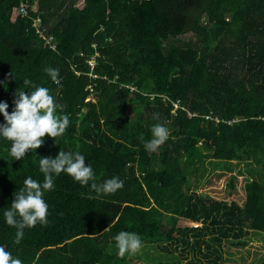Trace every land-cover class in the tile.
I'll list each match as a JSON object with an SVG mask.
<instances>
[{"label":"trees","instance_id":"obj_1","mask_svg":"<svg viewBox=\"0 0 264 264\" xmlns=\"http://www.w3.org/2000/svg\"><path fill=\"white\" fill-rule=\"evenodd\" d=\"M20 1L0 0V101L11 113L16 90L47 87L69 125L58 144L46 134L20 160L0 139V245L23 264H135L140 255L117 254L123 230L139 234L141 249L171 254L155 264H222L225 240L246 246L249 229L264 233V0H27L55 50L42 47ZM188 33L194 41L176 39ZM46 67L59 69L58 82ZM158 122L170 137L146 151L142 139ZM203 149L224 173H259L245 181L241 204L184 189L193 162L205 174ZM61 150L83 153L97 183L115 175L123 187L98 197L59 174L44 194L47 223L25 228L17 244L3 211L26 177L43 180L39 158Z\"/></svg>","mask_w":264,"mask_h":264},{"label":"clouds","instance_id":"obj_2","mask_svg":"<svg viewBox=\"0 0 264 264\" xmlns=\"http://www.w3.org/2000/svg\"><path fill=\"white\" fill-rule=\"evenodd\" d=\"M43 41L45 42L44 39ZM47 45L52 49L51 43ZM93 69L94 67L90 68V70ZM44 71L53 82H58V68L46 67ZM88 74L91 77L94 75L91 72ZM28 83L27 79L23 80V84ZM13 103L14 108L9 113L7 102L0 101V115L3 116L4 121L0 123V139L11 141L8 152L14 160H20L29 150H35L41 146L46 134L54 138V143L58 144L55 138L66 132L69 117L67 114H58L57 110L63 106L56 101L47 87L36 86L34 90L27 93L24 90H16ZM153 119L159 120V114L153 113ZM150 133L149 139H142L143 147L149 152L157 151L170 137V130L166 123L153 124ZM2 171L3 169H0V172ZM39 171L43 174V180L37 181L30 176L26 177L23 181L24 186L13 193L14 198L10 206L3 211L5 223L16 229L14 242L17 244L20 243L25 228H31L37 223L41 225L47 223L48 204L44 194L53 189L54 178L59 174L64 173L81 185H87L98 197L115 193L124 184V181L115 175L97 183L92 165L90 163L86 165L85 155L76 150H61L54 158L40 157ZM191 224H194V227L198 226V223ZM113 240L117 254L120 256L138 252L143 244L139 234L123 230L118 232ZM0 264H23V262L13 256L4 245H0Z\"/></svg>","mask_w":264,"mask_h":264},{"label":"rangeland","instance_id":"obj_3","mask_svg":"<svg viewBox=\"0 0 264 264\" xmlns=\"http://www.w3.org/2000/svg\"><path fill=\"white\" fill-rule=\"evenodd\" d=\"M40 16V15H39ZM41 17V16H40ZM42 21V18H41ZM45 33V30H44ZM38 36V35H37ZM46 38L51 37V44L55 45L54 39L51 35H46ZM40 38V37H39ZM179 41H185L187 42L188 40L194 41L195 38L192 34L188 33L185 35H181L178 38H176ZM97 58L98 55H95V65L97 63ZM204 151V152H203ZM204 153V161H208V165H205L206 171L205 174L203 175V170L204 168H200V164H198L197 161L193 162L192 168L190 169L192 176L195 178V180L198 182V187L195 190L197 195L198 194H204L208 196H216L217 200L222 199V200H227V199H232L236 200L239 204H241L242 197H244V191L242 189H235L233 191V195L230 196V191L228 188V182L229 179L232 178L234 181V184L240 187L245 186V181L250 180V179H257L260 180L259 173L256 172L255 170H249V171H244L243 169L236 167L233 169L231 172H223L220 170V168H214L213 164H210V161H213L210 159L212 157V151L209 149H203ZM253 168V167H252ZM242 171L245 175L239 172ZM238 174H236V172ZM201 172V174H200ZM260 174H263L264 176V171L259 170ZM246 179V180H245ZM194 183H192V186ZM236 195H235V194ZM177 225L184 226V227H190L193 226L194 224H191L190 221H184L180 220ZM199 227H201V224H197ZM244 227L247 229V223L244 224ZM242 241L246 243V246L243 245H234L232 244V239L225 240L223 242V249H222V264H258L259 261L258 259L260 257H263L264 255V233L262 232H256L254 230H248L247 233L244 234V238H240ZM143 251H149L148 259L146 260L143 257ZM181 251H177L175 254V257L177 258L176 260H180V254ZM167 253L162 252L160 249H144L142 248L138 252L135 253V256H139V258H133V263L135 264H149V263H157V259L160 258L162 261L165 259L163 257H171V254L166 255ZM179 255V256H178ZM185 256L191 257L190 255V250L186 251L184 254ZM134 256V257H135ZM135 259H138L135 260ZM184 262V260H183Z\"/></svg>","mask_w":264,"mask_h":264},{"label":"built area","instance_id":"obj_4","mask_svg":"<svg viewBox=\"0 0 264 264\" xmlns=\"http://www.w3.org/2000/svg\"><path fill=\"white\" fill-rule=\"evenodd\" d=\"M29 2L27 0H21L20 3H19V13L24 16V17H27V18H31L32 19V23H31V27L34 29V33L38 35V37L40 38H43L45 40V44H50L51 42V37H47L45 36V33H44V28L42 27V21H41V17L39 15H36L34 18H32L30 15H29ZM94 46V45H93ZM53 47V46H51ZM95 55H98V54H92L87 62H89L90 64V68L92 69L95 65ZM79 56H84L83 53H79ZM93 78L97 77V75H92ZM174 106H178L177 103L174 104Z\"/></svg>","mask_w":264,"mask_h":264},{"label":"crops","instance_id":"obj_5","mask_svg":"<svg viewBox=\"0 0 264 264\" xmlns=\"http://www.w3.org/2000/svg\"><path fill=\"white\" fill-rule=\"evenodd\" d=\"M43 27V26H42ZM44 28V27H43ZM54 39V38H53ZM54 43H55V45H53V47H52V50H55L56 49V47H57V42L54 40ZM44 44H45V42L43 41L42 42V47L44 46ZM236 172V174H238V172L237 171H235ZM200 174H201V172H200ZM203 174V173H202ZM189 178H190V182L184 187V189H186L189 193H191L192 191H195L196 189H197V187H198V182L195 180V178L193 177V176H189ZM192 183H194V185L192 186ZM195 184H197V186L195 185ZM242 189L243 190V188L242 187H240V186H237V185H234V188L231 190L232 192H230V196L229 197H231V195H233V191L235 190V189ZM229 191H230V189H229ZM235 194V193H234ZM236 195V194H235ZM210 197H212V196H210ZM217 198V197H216Z\"/></svg>","mask_w":264,"mask_h":264},{"label":"bare ground","instance_id":"obj_6","mask_svg":"<svg viewBox=\"0 0 264 264\" xmlns=\"http://www.w3.org/2000/svg\"><path fill=\"white\" fill-rule=\"evenodd\" d=\"M44 47H47L48 49L52 50L47 44H44Z\"/></svg>","mask_w":264,"mask_h":264}]
</instances>
